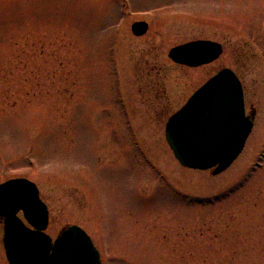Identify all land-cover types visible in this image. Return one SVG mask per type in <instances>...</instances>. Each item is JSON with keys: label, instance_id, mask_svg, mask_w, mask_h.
Here are the masks:
<instances>
[{"label": "rangeland", "instance_id": "374dc122", "mask_svg": "<svg viewBox=\"0 0 264 264\" xmlns=\"http://www.w3.org/2000/svg\"><path fill=\"white\" fill-rule=\"evenodd\" d=\"M195 40L222 54L168 57ZM223 68L255 118L213 176L181 166L165 123ZM16 177L38 186L46 232L80 226L102 264H264V0H0V183Z\"/></svg>", "mask_w": 264, "mask_h": 264}, {"label": "water", "instance_id": "95a60500", "mask_svg": "<svg viewBox=\"0 0 264 264\" xmlns=\"http://www.w3.org/2000/svg\"><path fill=\"white\" fill-rule=\"evenodd\" d=\"M148 24L135 22L132 31L143 35ZM219 43L199 40L172 48L169 57L179 64L199 66L216 60ZM255 112L246 114L240 79L224 68L209 78L166 123L165 137L180 164L187 168L224 172L243 151L254 125ZM22 213L33 228L18 216ZM3 245L9 264H101L100 253L88 233L67 225L55 240L45 230L47 205L36 184L15 178L0 184Z\"/></svg>", "mask_w": 264, "mask_h": 264}, {"label": "flooded vegetation", "instance_id": "af4514ba", "mask_svg": "<svg viewBox=\"0 0 264 264\" xmlns=\"http://www.w3.org/2000/svg\"><path fill=\"white\" fill-rule=\"evenodd\" d=\"M0 225H1V230H3V219L2 218H0Z\"/></svg>", "mask_w": 264, "mask_h": 264}, {"label": "bare ground", "instance_id": "6f19581e", "mask_svg": "<svg viewBox=\"0 0 264 264\" xmlns=\"http://www.w3.org/2000/svg\"><path fill=\"white\" fill-rule=\"evenodd\" d=\"M168 54H169V51H168ZM189 98V97H188ZM169 118V117H168ZM168 118H167V120H166V122L168 121ZM165 125H166V123H165Z\"/></svg>", "mask_w": 264, "mask_h": 264}]
</instances>
